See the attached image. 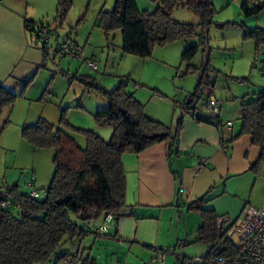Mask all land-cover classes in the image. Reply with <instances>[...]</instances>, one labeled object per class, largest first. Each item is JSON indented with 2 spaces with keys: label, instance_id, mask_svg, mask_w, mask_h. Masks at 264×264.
<instances>
[{
  "label": "rangeland",
  "instance_id": "rangeland-1",
  "mask_svg": "<svg viewBox=\"0 0 264 264\" xmlns=\"http://www.w3.org/2000/svg\"><path fill=\"white\" fill-rule=\"evenodd\" d=\"M71 1L72 6L62 23L57 17L56 1L52 0V4L45 1V14L51 11L43 22L52 35L47 45L48 53L46 56L43 54V65L24 96L3 110L0 120V187L18 185L22 192L29 193L26 184L33 176L35 188L39 189V199L44 197L53 173L54 150L35 148L21 134L24 126L35 124L39 119L61 128L81 147H84L85 139L78 131L92 132L103 141L110 139L112 129L98 126L93 118L96 111L108 107V102L95 88L87 86L90 83L106 91L120 83L125 84L126 93L144 106L146 116L161 115L160 118L166 122L164 124L171 129L181 115L186 117L183 106L195 92L200 78L198 72L207 61L210 71L205 73V85L202 87L210 89L214 100L221 104L222 122L230 121L235 129L240 127L242 100H250L254 94L264 91V42L256 48L253 39L243 38L246 28L264 29V10L247 18L242 13L241 6L245 2L251 8L250 0H211L214 14L204 35L206 41L201 38L200 18L182 6L175 8L172 18L194 26L196 35L155 46L147 58L123 54L121 32L114 31L106 36L98 27L100 12H110L116 0ZM135 2L140 11L152 12L160 6L150 0ZM39 10L41 12V8ZM59 46L79 48L85 59L97 65V70L89 69L78 59L56 54ZM190 46H197L198 51L188 63L182 60V54ZM188 64L199 71L186 72ZM208 100L200 92L193 98L196 109L206 107ZM208 113L216 117L211 111ZM230 191L237 197L227 192V196L214 201L228 197L227 200L232 199L231 208L264 210V165L257 175L251 173L246 178L236 179ZM178 222L177 218L172 220L167 213L164 214L158 240L166 242L168 236L174 239L176 233L182 231ZM231 241L237 243L235 237H231ZM78 243L74 245L78 246ZM79 247L84 256L90 255L99 264H149L155 251L159 250L92 235L86 237ZM71 249L67 242L60 247L59 253L70 252ZM186 249L189 256H200L206 251L205 246L195 242L187 245ZM177 253L178 250L175 251ZM45 264H55V261ZM163 264H178L177 258L166 252Z\"/></svg>",
  "mask_w": 264,
  "mask_h": 264
},
{
  "label": "trees",
  "instance_id": "trees-1",
  "mask_svg": "<svg viewBox=\"0 0 264 264\" xmlns=\"http://www.w3.org/2000/svg\"><path fill=\"white\" fill-rule=\"evenodd\" d=\"M55 1L57 17L62 23L72 1ZM150 1L160 6L152 12L140 11L135 0H116L110 12H100L98 27L106 36L114 31L121 32L123 54L147 58L155 46L194 37V26L176 22L172 18L173 10L180 6L200 18L201 38L206 41L204 35L214 14L211 0ZM255 1L250 0L251 8L247 2L242 4L244 17L256 16L264 10V0L258 3ZM24 27L36 44L39 43L34 39L35 30L49 29L47 25L31 21H24ZM243 38L253 39L258 48L264 42V29L246 28ZM41 50L46 56L43 46ZM197 51V46L188 47L182 54V60L190 63ZM197 71L190 64L186 67V72ZM207 71H210L208 61L198 72L200 78L195 92L190 96V104L183 106L186 117L197 122L201 121L197 117L193 98L199 96L202 85H205L203 80ZM34 79L35 75L22 82L19 94L8 91L0 84V120L3 110L12 107L17 99L23 97ZM87 86L95 88L108 102V107L96 111L93 118L98 126L112 129L111 137L103 141L92 132L78 131L85 139V145L81 147L73 136L42 119L22 128V138L27 143L38 149L54 150L53 173L42 199H39L33 176L29 180H34L33 189L38 193L37 198L30 196V188L29 193H24L18 185L0 187V264H45L51 261H55V264H99L90 255L84 256L79 246L90 235L121 242L117 238L116 227L127 216L128 208L125 203L126 173L122 157L139 155L164 142L169 143V153H175L177 135L183 128V115L171 129L149 119L145 115L144 106L126 93L125 84L120 83L111 91L103 90L94 83ZM239 121V133L232 141L247 135L251 138V145L259 148V157L250 167V171L257 175L264 165V91L254 94L250 100H242ZM161 134L166 135L162 137ZM226 145L227 142L221 141L222 149L226 150ZM209 201L204 196L188 206V211L196 212L201 220L195 244L206 247V259L233 258L237 247L227 238L233 224H229L228 220V226L226 223L219 227L221 217L205 207ZM6 202L10 203L7 210L1 208ZM106 216L112 217L113 230L109 231L113 233L91 231L89 225L104 221ZM67 242L71 244V251L59 253L60 247ZM77 242L78 246H75ZM178 246L172 251H156L171 252L178 264H181L187 257L182 253L175 254Z\"/></svg>",
  "mask_w": 264,
  "mask_h": 264
},
{
  "label": "crops",
  "instance_id": "crops-1",
  "mask_svg": "<svg viewBox=\"0 0 264 264\" xmlns=\"http://www.w3.org/2000/svg\"><path fill=\"white\" fill-rule=\"evenodd\" d=\"M45 1L0 0V84L15 94L21 91L22 82L36 75L43 65L40 44L33 42L24 21L45 25L44 19L51 13L49 10L45 14ZM49 3L52 4V0ZM199 92L214 98L208 88L202 87ZM200 109L206 112L202 113ZM200 109L196 112L201 122L184 117L175 153H169V143L164 142L139 155L122 157L128 208L127 216L116 227L121 243H139L152 250L168 251L182 244L184 257H199L185 253L187 245L195 242L201 222L196 212L188 211L189 204L206 196L210 201L205 207L221 218L226 217L229 224H233L244 209L231 208L232 199L227 200L228 197L214 200L227 196V192L231 194L233 182L252 173L250 167L259 157V148L251 145L247 135L232 141L240 127L235 129L233 123L230 128L226 127L224 125L230 121L222 122L221 113L214 117L206 107ZM151 115L147 117L165 125L161 115ZM221 141L227 142L226 150L222 149ZM201 160H206L207 164L199 171ZM231 195L237 197L236 193ZM166 213L170 219H178L182 231L179 230L174 239L168 236L166 242H160V221Z\"/></svg>",
  "mask_w": 264,
  "mask_h": 264
},
{
  "label": "built area",
  "instance_id": "built-area-1",
  "mask_svg": "<svg viewBox=\"0 0 264 264\" xmlns=\"http://www.w3.org/2000/svg\"><path fill=\"white\" fill-rule=\"evenodd\" d=\"M263 0H256L260 2ZM52 38L51 30L48 28L36 29L34 33V39L44 47L46 54L48 53V43ZM55 53L61 57L69 56L78 59L80 62L85 63L89 69L96 71L97 65L84 58L82 51L77 47H58ZM206 109L211 111L216 117L219 116L221 110V104L216 102L214 98L209 97L206 102ZM231 123L228 122L224 126L231 127ZM207 164L206 160H201L199 163V171ZM34 180L31 178L27 183V187L32 189L30 196L33 198L38 197V193L33 189ZM3 209H9L10 203L6 202L1 205ZM228 222L226 217L219 220V227H222ZM91 231L95 233H106L109 230H113L112 217L106 216L104 221L96 222L89 225ZM231 237H235L237 243H234L237 247L236 256L233 258L225 259H206L205 254L199 257H192L184 259L181 264H264V210L256 209H244L237 220L233 223L230 231L227 234V238L231 240ZM183 245H179L177 250L182 253ZM165 253L156 251L155 256L151 259L149 264H163ZM73 263H76L74 261Z\"/></svg>",
  "mask_w": 264,
  "mask_h": 264
},
{
  "label": "water",
  "instance_id": "water-1",
  "mask_svg": "<svg viewBox=\"0 0 264 264\" xmlns=\"http://www.w3.org/2000/svg\"><path fill=\"white\" fill-rule=\"evenodd\" d=\"M190 104V100L186 102V105ZM166 134H161L160 136L164 137Z\"/></svg>",
  "mask_w": 264,
  "mask_h": 264
}]
</instances>
